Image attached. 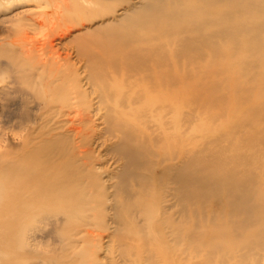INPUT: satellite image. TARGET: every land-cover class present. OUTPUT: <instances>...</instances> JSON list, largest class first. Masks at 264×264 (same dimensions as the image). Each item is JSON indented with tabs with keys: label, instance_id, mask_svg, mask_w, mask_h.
<instances>
[{
	"label": "bare ground",
	"instance_id": "obj_1",
	"mask_svg": "<svg viewBox=\"0 0 264 264\" xmlns=\"http://www.w3.org/2000/svg\"><path fill=\"white\" fill-rule=\"evenodd\" d=\"M28 1L0 0L15 5L0 38V264H264L252 200L264 182L256 172L264 126L254 131L262 121L255 107L264 93V0L204 10L197 33L185 36V45H212L197 49L208 59L197 69L238 74L231 92L255 98L251 110L238 101L216 113L222 122L195 126L191 59L180 67L157 49L143 51L139 37L133 48L89 55L80 66L59 46L100 6L55 0L47 12ZM160 7L148 3L147 15ZM219 39L230 46L223 51Z\"/></svg>",
	"mask_w": 264,
	"mask_h": 264
},
{
	"label": "rangeland",
	"instance_id": "obj_2",
	"mask_svg": "<svg viewBox=\"0 0 264 264\" xmlns=\"http://www.w3.org/2000/svg\"><path fill=\"white\" fill-rule=\"evenodd\" d=\"M54 1L55 0H30L28 2L30 4L40 3L41 10L53 12ZM155 2H161L163 4V8L160 7L163 13L156 11L148 16L146 13L147 4ZM85 3L87 5L86 7L97 4L100 8L98 11L87 10V12L75 22L76 24L74 27V24L72 25L71 20L68 19L67 23L72 25V29L68 33V36L62 39V44L60 43L61 45L59 46L61 48L59 50L62 51L61 53H70L71 56H73L72 58L76 60L80 66L85 63V58L89 57V55L94 58H100V56L119 54L121 53L120 50L133 48L135 41H137L136 39L141 37L143 51H148V49L153 51L157 49L160 58L161 56L167 58L171 57L174 61H179L180 67L183 65L185 67V64L182 62H188L190 59V61L193 62L194 89L192 107L195 113L193 116L194 126L199 122L204 123L207 120L213 121V123L216 124L222 122L226 117L216 113L220 112L222 107H230V104H238V101L243 107H248V109L251 110L250 103L255 102V98L249 103V98L241 99L238 94L231 92L229 89L230 85H234L233 78H238V74L236 77H231L224 73L217 76L215 75L213 78L210 75H204L207 74L206 71L199 70L200 68L197 69V66L205 64L208 60L205 56L197 58V55H199L197 49L200 48L202 51L212 52V45L210 46L206 43L197 45V40L196 44L190 42L189 45H185L188 40L184 41L185 36H193L194 33H197L192 27L193 23L196 21L195 19L200 16V13L208 9L215 14L214 11L221 10L227 6L226 0H90ZM13 7H15V5H0V38L4 37L6 34L3 32L5 21H7V24H11L8 20L12 17V14H15L12 10ZM257 11L258 10H256V12L253 11V14L262 17L263 12L258 13ZM251 14L252 12H248L246 16L249 18ZM164 18H167V20L162 21ZM56 20L60 21V19L57 18ZM181 25H186V28L189 29L181 31L177 28H169V26H178L179 28ZM213 28H215V26L211 23L205 26L203 30L206 32ZM77 31H80L78 33L79 35L73 34ZM130 31L134 34L133 39L128 37ZM81 32L83 34H81ZM72 35L76 36H74L75 42ZM79 40L81 43H83V40H86L84 49L86 51H84V53L79 52ZM219 43L223 51L230 46V41L226 39H219ZM136 45H138V43ZM63 49L66 51L64 52ZM184 49L185 52H187L184 54L187 55H182L180 53ZM159 55L157 54L158 57ZM227 56L235 58L237 54L228 53ZM80 58L82 59L80 60ZM176 71L181 72V69H177ZM254 79L255 78L251 79L250 84L253 85L256 83ZM202 80L205 83H202ZM259 91V87L256 86L248 97L252 98V94L258 93ZM258 94L260 95L256 97L257 107H255V109L258 112L257 119L261 116L262 121H260V123L259 121L255 122L254 131L257 133L259 132V124L264 126V93ZM238 122H240V120H238ZM245 130L246 127L244 126L238 129V138L244 136ZM262 146L264 147V143ZM257 149L258 146L256 149L253 148L252 150L256 151L258 154L259 150ZM108 169L112 170L113 167L110 166ZM256 172L260 180L264 181V167L257 168ZM252 200L254 204L257 205L255 208L257 211V220L253 228L254 230H260L264 228V182L263 185H258V189L255 190ZM240 216L241 215L238 214V217ZM110 230L111 229L106 231L107 233H105L104 239L101 241L104 245L107 243L105 240L108 238L107 234H110ZM241 240H238V244ZM99 253L103 256V248Z\"/></svg>",
	"mask_w": 264,
	"mask_h": 264
}]
</instances>
